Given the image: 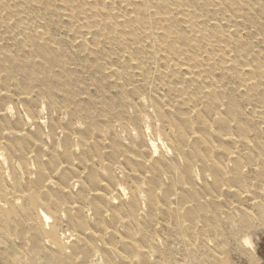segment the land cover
Listing matches in <instances>:
<instances>
[{"label":"rangeland","instance_id":"obj_1","mask_svg":"<svg viewBox=\"0 0 264 264\" xmlns=\"http://www.w3.org/2000/svg\"><path fill=\"white\" fill-rule=\"evenodd\" d=\"M0 264H264V0H0Z\"/></svg>","mask_w":264,"mask_h":264},{"label":"bare ground","instance_id":"obj_2","mask_svg":"<svg viewBox=\"0 0 264 264\" xmlns=\"http://www.w3.org/2000/svg\"><path fill=\"white\" fill-rule=\"evenodd\" d=\"M180 13H181V11L179 10V9H173L172 10V14H174V15H180ZM181 22H184V21H181ZM201 21H197V23L199 24ZM213 23H211V24H213L214 26H219L220 24H221V22H220V20H217V19H214L213 21H212ZM203 23V22H202ZM215 23H216V25H215ZM179 69H180V71H183V70H185V72H187V70H188V74L189 75H191V74H193V73H191L190 71H189V69H187L186 70V68L184 69V67L183 66H181V67H179Z\"/></svg>","mask_w":264,"mask_h":264}]
</instances>
